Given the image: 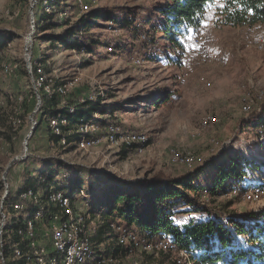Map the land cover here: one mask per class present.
Masks as SVG:
<instances>
[{"label":"rangeland","instance_id":"374dc122","mask_svg":"<svg viewBox=\"0 0 264 264\" xmlns=\"http://www.w3.org/2000/svg\"><path fill=\"white\" fill-rule=\"evenodd\" d=\"M170 4L171 0H62L58 4L0 0V202L6 187L15 196L26 182L35 183L39 172L54 170L52 186L69 187L72 182L81 187L87 198L80 195L78 204L89 213L88 201L96 204L108 189H141L142 180L156 175L190 177L196 185H205L214 173L213 165L229 157L236 168L241 167L234 190L244 193L257 187L264 175V102L254 101L248 113L242 107L248 94L264 92V48H255L249 38L264 33V26L221 25L214 3L206 9L200 27L176 38L182 44L177 52L160 30L165 24L160 11ZM86 5L84 13L95 11L99 16L78 25ZM74 28L77 35L67 39L85 42L80 50L66 49L58 42ZM197 34L203 36L205 63L193 54L192 37ZM27 45L31 49L26 54ZM94 107L92 121L104 119L144 133L148 148L137 153L104 143L88 145L85 140L83 144L74 137H80L79 126L65 134L60 131L63 142L50 140L51 112ZM260 112L263 123L256 125L251 117ZM210 115L217 122L203 130L201 121ZM96 134L101 137L103 128ZM211 140L218 142L215 151ZM171 149L202 161L192 167L174 165L169 160ZM232 191L214 196L207 192L199 198L216 217L243 216L244 221L263 223L264 194L249 203ZM8 205L3 210L12 218L11 224L15 214ZM185 211L174 212L177 223L205 216ZM89 214L97 225L106 222L98 208ZM105 232H98L95 242L108 250L116 240ZM1 237L9 246L14 240L10 231ZM178 256L171 251L144 255L143 261L173 264ZM2 257L6 264H14L9 250ZM135 259L127 256L120 264Z\"/></svg>","mask_w":264,"mask_h":264},{"label":"trees","instance_id":"16d2710c","mask_svg":"<svg viewBox=\"0 0 264 264\" xmlns=\"http://www.w3.org/2000/svg\"><path fill=\"white\" fill-rule=\"evenodd\" d=\"M61 1L53 0L56 4ZM87 2L85 0V3ZM222 2L223 9L219 5L215 8V16L219 24L233 28L264 26V0H222ZM214 3V0H171L170 5L161 9L165 24L160 30L175 51L182 50V44L176 38L186 35L189 30L195 31L200 26L208 6ZM80 12L82 14L77 22L78 25L86 18L96 19L99 16L95 11ZM65 23V21L60 22V25ZM77 33L78 28L67 30L58 38V42L66 49L80 50L87 45L85 42L76 44L67 39L68 36L75 38ZM179 58L178 56L177 61ZM95 110L96 107L88 110L62 109L51 112L50 116L52 120L65 121V125H59L62 134H65L73 126L97 124L98 127L103 128L107 124L104 119L92 121V112ZM261 116V112L256 113L251 120L258 125L263 123ZM62 134L58 136L51 134L50 140L57 143L63 138ZM74 137L77 140L80 138ZM64 138L69 139V137ZM213 166L214 173L212 176H207L210 178L206 179L205 185H196L190 177L170 179L156 175L151 179L142 180L139 183L141 189L130 191L108 189L104 198L99 199L96 204L88 201L89 213L92 214L94 208H98L102 215L105 214L103 217L106 222L99 234L104 233V230L108 233L110 222L121 220L127 226L138 227L149 238L162 237L170 240L177 251L183 250L189 253L194 264H264V222L244 221L243 216L216 217L200 200L199 196L203 190L212 196L231 192L235 184L241 180L239 173L241 167L236 168L233 157H229L227 161L221 158L220 163ZM55 175L54 170L41 171L35 178V183L26 182L19 191L36 190V185L48 188L56 184ZM73 184L70 182L69 187L66 185L55 187L71 192L81 189L74 187ZM258 187L264 191V180ZM10 200L15 201L17 197L13 198L9 191L3 206H7ZM178 208H187L185 213H201L205 216L201 215L198 219L191 218L186 222L177 223L173 217ZM29 214L30 211H27L24 216ZM244 237H247V240ZM3 250L7 253L6 245L3 246ZM174 261L172 260L173 264Z\"/></svg>","mask_w":264,"mask_h":264},{"label":"built area","instance_id":"2783aa9c","mask_svg":"<svg viewBox=\"0 0 264 264\" xmlns=\"http://www.w3.org/2000/svg\"><path fill=\"white\" fill-rule=\"evenodd\" d=\"M80 8H83L81 3ZM81 11L87 12L88 6L86 5ZM192 38L193 54L200 63H205L206 58L202 48L203 36L197 34ZM249 38L255 48H264V33H253L249 35ZM29 40L31 39L27 38V41ZM30 49L31 47L27 45L25 53L27 54ZM36 71L40 69L37 68ZM245 101L242 110L248 113L254 101L264 102V92L256 91L253 95L248 94ZM216 122V118L210 115L202 119L201 127L203 130H209ZM59 125H65V121H51L53 135H61ZM98 129L97 124L81 126L82 143L85 140L88 145L104 143L110 147H123L137 153H143L148 148V139L144 133L123 129L116 123H107L103 127V135L97 137ZM210 144L211 151H215L218 142L211 140ZM169 160L174 165L186 167H192L202 161L200 157L191 154L184 155L175 149L169 151ZM261 177L258 185L264 180V175ZM258 185L244 193H237L236 190L232 192L237 194L236 197L241 198L243 202L253 203L258 201L261 194H264ZM205 193L207 191L203 190L201 195ZM80 195L84 199L87 198L82 189L71 192L66 189L59 190L55 186L18 191L13 196V198L17 197V200H11V204H7L15 214L13 219L15 222L11 224L12 218L3 210L5 199L3 201L1 199L0 260L2 264H6L2 257L5 254L4 245L7 246V253L8 250L11 252L14 264H120L127 256L137 257L132 260V264H148L143 261L144 255L157 256L160 252L167 254L170 251H176L179 254L175 258V264H194L190 254L183 250L177 251L170 240L162 237L149 238L138 227L127 226L121 220L108 224L110 229L108 233L114 235L115 244H112L108 250L102 246V243L97 244L95 237L104 223L101 220L99 225L95 224L93 219H90V214L80 208L78 204ZM27 211H30L29 216H24ZM8 231L14 236L10 246L5 244L1 237L3 232Z\"/></svg>","mask_w":264,"mask_h":264},{"label":"water","instance_id":"95a60500","mask_svg":"<svg viewBox=\"0 0 264 264\" xmlns=\"http://www.w3.org/2000/svg\"><path fill=\"white\" fill-rule=\"evenodd\" d=\"M31 35H32V33L29 35V39H31ZM33 133H34V128L31 129V132H30L29 136L25 139V141H24V145H25V146H27L28 138H30V136H31ZM10 165H11V164H10ZM10 165H9V166H10ZM8 168H9V167H8ZM7 194H8V190H7V187H6V190H5L4 196H3V198H2V201L6 198Z\"/></svg>","mask_w":264,"mask_h":264},{"label":"snow or ice","instance_id":"6c2138e0","mask_svg":"<svg viewBox=\"0 0 264 264\" xmlns=\"http://www.w3.org/2000/svg\"><path fill=\"white\" fill-rule=\"evenodd\" d=\"M214 2H215L216 4H218V5L220 6L221 9H223L224 4H223L222 0H214Z\"/></svg>","mask_w":264,"mask_h":264},{"label":"crops","instance_id":"0c3cea01","mask_svg":"<svg viewBox=\"0 0 264 264\" xmlns=\"http://www.w3.org/2000/svg\"><path fill=\"white\" fill-rule=\"evenodd\" d=\"M255 26H259V25H255Z\"/></svg>","mask_w":264,"mask_h":264}]
</instances>
